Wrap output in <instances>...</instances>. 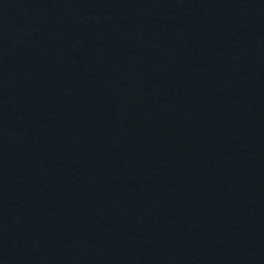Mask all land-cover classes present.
<instances>
[{"label": "water", "instance_id": "1", "mask_svg": "<svg viewBox=\"0 0 264 264\" xmlns=\"http://www.w3.org/2000/svg\"><path fill=\"white\" fill-rule=\"evenodd\" d=\"M0 264H264V0H0Z\"/></svg>", "mask_w": 264, "mask_h": 264}]
</instances>
